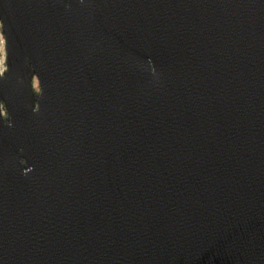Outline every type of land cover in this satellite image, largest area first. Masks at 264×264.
<instances>
[{"label":"water","instance_id":"water-1","mask_svg":"<svg viewBox=\"0 0 264 264\" xmlns=\"http://www.w3.org/2000/svg\"><path fill=\"white\" fill-rule=\"evenodd\" d=\"M0 37V264H264V0H0Z\"/></svg>","mask_w":264,"mask_h":264},{"label":"rangeland","instance_id":"rangeland-1","mask_svg":"<svg viewBox=\"0 0 264 264\" xmlns=\"http://www.w3.org/2000/svg\"><path fill=\"white\" fill-rule=\"evenodd\" d=\"M3 61H4L3 40L2 37H0V69H3ZM36 88H38L37 84H36Z\"/></svg>","mask_w":264,"mask_h":264}]
</instances>
